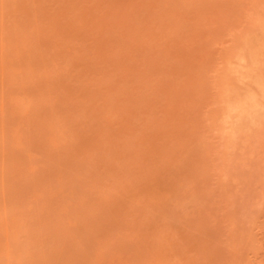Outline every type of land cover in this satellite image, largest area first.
Segmentation results:
<instances>
[{
  "label": "rangeland",
  "instance_id": "1",
  "mask_svg": "<svg viewBox=\"0 0 264 264\" xmlns=\"http://www.w3.org/2000/svg\"><path fill=\"white\" fill-rule=\"evenodd\" d=\"M0 264H264V0H0Z\"/></svg>",
  "mask_w": 264,
  "mask_h": 264
}]
</instances>
